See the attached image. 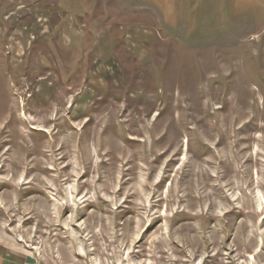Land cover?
Listing matches in <instances>:
<instances>
[{
    "label": "rangeland",
    "instance_id": "rangeland-1",
    "mask_svg": "<svg viewBox=\"0 0 264 264\" xmlns=\"http://www.w3.org/2000/svg\"><path fill=\"white\" fill-rule=\"evenodd\" d=\"M0 264H264V0H0Z\"/></svg>",
    "mask_w": 264,
    "mask_h": 264
}]
</instances>
